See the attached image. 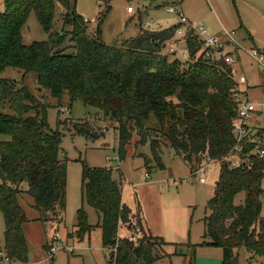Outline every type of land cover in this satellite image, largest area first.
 <instances>
[{
	"label": "trees",
	"instance_id": "16d2710c",
	"mask_svg": "<svg viewBox=\"0 0 264 264\" xmlns=\"http://www.w3.org/2000/svg\"><path fill=\"white\" fill-rule=\"evenodd\" d=\"M76 2L4 0V12L0 13V74L7 68L33 73L38 88L56 99L57 105L67 94L70 103L80 100L85 107L96 109L114 125L119 161L125 158L136 135V146H150L151 159L143 157L146 169L152 163L163 168L162 147L172 149L191 172L207 158L217 163V180L202 219V245L221 249V264H236L240 248L250 253V259L264 261V218L260 216L264 156L248 158L236 168L225 163L234 146L231 127L236 112L232 102L236 82L231 68L219 60L196 58L201 44L190 35L185 38L188 59L180 62L168 58L162 50L174 36L176 26L158 32L141 29L120 46H107L102 41L101 23L108 9L88 32L89 21L75 9L69 12ZM58 7L65 12L59 29L54 23ZM31 13L48 40L24 45L21 30ZM67 47L74 52L66 53ZM6 104L9 113L4 111ZM48 107L26 85L0 79L1 250L11 261L23 264L28 259L23 233L28 219L19 204L22 195L32 200L40 222L60 225L65 210L66 160L59 157L62 135L49 129ZM72 128L75 134L91 140L102 136L87 122L74 123ZM256 135L264 143V130ZM24 183L27 188L22 190ZM121 184L112 177V169L82 165L81 196L98 216L107 263L155 264L166 257V243L149 233L139 205L133 211L122 202ZM241 192L244 200L235 204ZM133 222L142 238L136 243L119 238L120 224L134 228ZM90 229L80 209L66 237L81 240Z\"/></svg>",
	"mask_w": 264,
	"mask_h": 264
},
{
	"label": "rangeland",
	"instance_id": "374dc122",
	"mask_svg": "<svg viewBox=\"0 0 264 264\" xmlns=\"http://www.w3.org/2000/svg\"><path fill=\"white\" fill-rule=\"evenodd\" d=\"M162 2L168 4L163 5ZM166 7H174L177 11L181 9L184 17L191 23L203 25L212 36H220L223 40L224 31H233V38L239 48L227 46L225 52H232L230 56L234 59L231 65L233 76L236 80L239 76L246 78L250 88L249 98L256 101L259 98L260 86L264 84V77L249 53L255 48L264 50V0H77L75 7L70 6L69 12L75 9L78 15L89 21L90 32L94 30L99 15L108 9L101 23L102 41L107 46L118 47L123 41L136 36L141 29L158 32L178 26V17L167 13ZM127 8L132 12L128 13ZM55 11L54 23L59 29L62 27V16L65 12L61 7ZM2 12L4 0H0V13ZM240 25L252 34L254 44ZM65 30L69 31V28L65 27ZM21 37L24 45L48 40L33 13L27 18L21 30ZM180 40L179 35L175 33L169 44ZM169 44L166 43L162 53L170 59L177 58L180 62H185L187 59L179 52L172 54L169 51ZM178 46L180 49L184 48L181 42ZM73 52V48H66V53ZM0 79L11 80L17 86L26 85L39 101L49 104L46 110L47 124L50 130H58L61 133L59 157L66 160V202L63 222L60 225L57 222L38 221L39 214L32 207V200L27 195H22L19 199L28 219L23 226L28 248L26 264H108V251H105L101 244L98 216L81 196L83 164L93 168L112 169L115 180L122 183V202L133 211L139 205L147 226L167 243L163 251L168 258L155 264H187L186 256L190 249L192 253L194 251L192 260L197 264H210L209 260H217L212 262L214 264L221 263L219 248L202 245V219L217 180V163L212 162L206 167L203 173L206 181L201 184L198 182L200 174H196L200 167L191 172L189 165L176 156L172 149L162 147L160 160L163 168L159 169L152 163L151 168L146 169L143 157L151 159L150 146L149 143L136 146V135L127 148L125 158L119 161L114 125L103 118L96 109L85 107L80 100L70 103L67 94L61 97V102L57 105L56 99L51 98L47 91L38 88L36 75L33 73L24 74L20 70L7 68L0 74ZM4 111L9 113L7 104ZM58 120L60 125H57ZM82 122H87L102 136L91 140L75 134L72 125ZM146 175H149V179L145 178ZM261 187L264 190V179ZM26 188L25 183L21 185L22 190ZM244 196L243 192L239 193L235 204L242 203ZM80 209L86 214L91 226L90 232L81 240L76 237L67 239L66 235L75 226ZM260 216L264 218V195L261 198ZM133 225L134 228L120 224L118 236L126 238L136 233L141 239L142 232L137 233L134 222ZM3 232L4 224L0 213V252L3 247ZM51 234H58L59 237L52 241ZM49 242L60 244V249L53 254L52 259L49 258L48 248L44 249V245H49ZM68 248L71 252H68ZM236 255V264H263L262 259L258 257L250 259V253L244 248L238 249ZM11 264L23 263L12 261Z\"/></svg>",
	"mask_w": 264,
	"mask_h": 264
},
{
	"label": "built area",
	"instance_id": "2783aa9c",
	"mask_svg": "<svg viewBox=\"0 0 264 264\" xmlns=\"http://www.w3.org/2000/svg\"><path fill=\"white\" fill-rule=\"evenodd\" d=\"M131 11V9H128ZM165 11L169 14H174L178 17V27L175 28L174 34H178L180 41L169 44V51L172 54L179 52L182 57L188 59L187 51L185 50V38L187 36H195L197 41L201 44L199 52L196 54V58L202 56L204 59L211 58L213 61H221L225 65L231 68L234 63V59L230 56L232 52H225L227 46L232 48H239V44L233 38V32H224L225 40L218 36H212L201 24H193L187 18L184 17L181 11H177L174 7H166ZM184 29H182V28ZM183 43L184 48H179V43ZM250 57L255 61L259 68L264 72V56L257 50L252 49L249 53ZM232 74L233 70L231 68ZM236 82V88L232 97V102L236 107L235 117L231 127V135L234 140V146L231 153L225 158V163L230 168H236L241 166L248 158L264 156V143H260L257 140V132L264 130V96L260 101H251L242 85L246 83L244 76H240ZM249 148L246 150V148ZM245 150L247 152H245ZM212 164L208 158L204 165L200 166L196 174H200L198 182L205 183V177L203 175L207 166ZM216 164V163H215ZM195 173V172H194ZM193 173V175H195ZM146 179H149V175H146ZM137 233L141 232L138 227L135 228ZM52 235V234H51ZM59 237L58 234H53L50 239L52 241ZM138 234L132 233L131 236L126 237L129 241L136 243L139 239ZM120 238V237H119ZM60 244H54L49 242L47 244L49 258L52 259L53 254L60 249ZM68 252L71 249L68 248ZM11 260L6 257L4 252H0V264H11Z\"/></svg>",
	"mask_w": 264,
	"mask_h": 264
},
{
	"label": "crops",
	"instance_id": "0c3cea01",
	"mask_svg": "<svg viewBox=\"0 0 264 264\" xmlns=\"http://www.w3.org/2000/svg\"><path fill=\"white\" fill-rule=\"evenodd\" d=\"M233 2H234V0H232ZM178 3V2H177ZM162 4L163 5H167L168 4V2H162ZM128 9H130V8H127V12L128 13H131L132 11H128ZM180 11H181V9H180ZM176 27H178V26H176ZM240 27L241 28H243V29H245L242 25H240ZM225 32V31H224ZM233 32V31H232ZM245 32L247 33V35H248V37H249V39L251 40V42L254 44V41H253V36H252V34L250 33V32H248L246 29H245ZM224 35V34H223ZM218 37H220V36H218ZM221 38V37H220ZM255 47V46H254ZM255 50H257L259 53H261L263 56H264V50H262V49H259V48H255ZM238 59H239V57H238ZM258 66V65H257ZM258 68H259V66H258ZM234 72V71H233ZM259 72H260V74H261V76H263L264 77V72L259 68ZM240 77V76H239ZM234 78H235V76H234ZM236 79V78H235ZM246 79V78H245ZM242 89H244L245 91H246V93H247V95H248V97H249V90H250V88L247 86V80H246V83L244 84V85H242V87H241ZM263 96H264V84L263 85H261L260 86V90H259V98L256 100V101H260V100H262V98H263ZM250 99V98H249ZM252 101V100H251ZM256 101H254V102H256ZM120 170V169H119ZM121 173V175H123V173L122 172H120ZM112 177H113V175H112ZM114 178V177H113ZM115 179V178H114ZM204 184V183H203ZM145 225H146V227H147V229L149 230V233L153 236V237H160V235H157V234H155V233H153L152 231H151V229L147 226V224L145 223ZM159 234V233H158ZM162 236H163V234H161ZM119 237V236H118ZM160 238H162V237H160ZM163 239V238H162ZM164 241V240H163ZM165 242V241H164ZM166 243V242H165ZM167 244V243H166ZM191 250V251H190ZM189 250V253H188V256H186V259H187V264H189L190 263V260L192 261V263L193 264H197L196 263V261L195 260H192V255H193V253H194V251H193V253H192V249H190ZM221 250V249H220ZM165 254V253H164ZM166 255V257H164V258H162V259H165V258H168V255L167 254H165ZM221 256H222V252H221ZM161 259V260H162ZM260 259H262V258H260ZM210 261V264H214V263H212V262H215V261H217V260H209ZM262 261H263V259H262ZM263 264H264V261L262 262ZM221 264V263H220Z\"/></svg>",
	"mask_w": 264,
	"mask_h": 264
}]
</instances>
